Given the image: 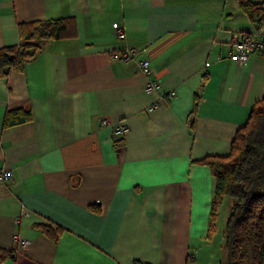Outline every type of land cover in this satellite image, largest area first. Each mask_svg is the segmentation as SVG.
<instances>
[{"label": "crops", "instance_id": "crops-1", "mask_svg": "<svg viewBox=\"0 0 264 264\" xmlns=\"http://www.w3.org/2000/svg\"><path fill=\"white\" fill-rule=\"evenodd\" d=\"M59 18L68 36L0 79V264H204L214 179L197 161L227 156L264 97V51L230 60L232 37L262 39L264 23L237 0H0V48L20 23ZM127 47L143 51L110 57ZM20 109L30 120L5 126Z\"/></svg>", "mask_w": 264, "mask_h": 264}, {"label": "trees", "instance_id": "trees-1", "mask_svg": "<svg viewBox=\"0 0 264 264\" xmlns=\"http://www.w3.org/2000/svg\"><path fill=\"white\" fill-rule=\"evenodd\" d=\"M237 1L251 25L257 27L264 23V1ZM69 24L70 19L62 18L20 23L19 43L0 48V79H6L13 71L21 72L45 41L68 36ZM261 40L264 43V31ZM196 106L195 102L191 114ZM29 120L30 112L20 109L7 112L3 123L11 126ZM197 163L207 165L214 179L207 237L218 205L227 198L230 205L223 231L226 264H264V97L237 130L227 156L205 157ZM37 227L52 241L62 231L58 225ZM3 258L0 255V260ZM134 264L142 263L135 260Z\"/></svg>", "mask_w": 264, "mask_h": 264}, {"label": "built area", "instance_id": "built-area-1", "mask_svg": "<svg viewBox=\"0 0 264 264\" xmlns=\"http://www.w3.org/2000/svg\"><path fill=\"white\" fill-rule=\"evenodd\" d=\"M261 2V0H257ZM114 34L117 38H123L124 30L118 24H113ZM264 50V43L259 37L255 36H237L234 35L231 39L230 43V60L239 64H244L249 55L256 51ZM142 49L127 47L120 51L111 52L110 57L114 60H120L123 62L133 61L136 60L142 53ZM138 67L140 72L146 77V85L144 88L145 93H152L157 91L160 86L158 82L151 78V66L150 61L146 58H141L137 61ZM107 120H102L101 126L108 125ZM114 133L118 137H123L128 129L122 125H114ZM11 180L10 172L4 168L0 167V183H6ZM12 243L16 248H24L27 246L28 241L25 239L20 238L17 234L12 236Z\"/></svg>", "mask_w": 264, "mask_h": 264}, {"label": "rangeland", "instance_id": "rangeland-1", "mask_svg": "<svg viewBox=\"0 0 264 264\" xmlns=\"http://www.w3.org/2000/svg\"><path fill=\"white\" fill-rule=\"evenodd\" d=\"M230 202L227 198H223L218 205L214 225L211 232L206 237L199 251V260L204 261V264H226V254L223 240V231L228 215ZM206 256L208 258H205ZM203 257V258H202ZM200 264V262L198 263Z\"/></svg>", "mask_w": 264, "mask_h": 264}]
</instances>
